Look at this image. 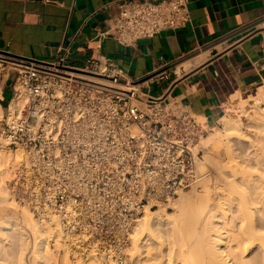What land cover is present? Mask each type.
<instances>
[{
	"label": "built area",
	"instance_id": "built-area-1",
	"mask_svg": "<svg viewBox=\"0 0 264 264\" xmlns=\"http://www.w3.org/2000/svg\"><path fill=\"white\" fill-rule=\"evenodd\" d=\"M190 20L188 0H130L102 35L131 45ZM70 53L66 44L51 61L10 60L16 87L0 119V150L15 158L8 191L50 227L49 250L133 264L134 225L205 177L199 146L212 128L175 97H139L118 65L77 66Z\"/></svg>",
	"mask_w": 264,
	"mask_h": 264
},
{
	"label": "crops",
	"instance_id": "crops-1",
	"mask_svg": "<svg viewBox=\"0 0 264 264\" xmlns=\"http://www.w3.org/2000/svg\"><path fill=\"white\" fill-rule=\"evenodd\" d=\"M125 1L0 0V51L51 61L69 44L74 65L108 60L121 68V84L135 83L139 97H175L209 127L264 91V0H188L185 27L131 45L102 35ZM13 57L0 52L3 112L16 86L2 63Z\"/></svg>",
	"mask_w": 264,
	"mask_h": 264
},
{
	"label": "bare ground",
	"instance_id": "bare-ground-1",
	"mask_svg": "<svg viewBox=\"0 0 264 264\" xmlns=\"http://www.w3.org/2000/svg\"><path fill=\"white\" fill-rule=\"evenodd\" d=\"M19 102L20 99H13L12 107ZM262 104L264 105V91H260L254 96L252 106L250 105L255 112L250 116L251 121L256 132L259 133L256 142L251 145L252 151L247 158V162L251 163V170L245 167L241 168V165L238 166L239 164H236V167L229 166V170H231L226 172L224 185L219 187V197H213L210 190L197 196L181 193V196L175 201L176 206H179V213L174 215L168 212L166 214V219L170 223L174 222L177 228H182L184 216L188 215L193 207L195 210L198 207L201 213V215L199 214L200 222L204 223L202 229L205 237L201 239L203 242L198 240L192 251H184L183 246L180 251L147 250L146 241L154 237L156 225L162 223V215L157 212L158 210L147 211L146 215L133 227L132 249L139 251L141 247L143 257H146V260L141 264H264V251H261L262 257L259 256L261 258L258 262L252 263L247 258L250 249L264 250V107ZM2 116L3 108L0 104V118ZM239 120L226 114L220 121L227 131H231L242 127ZM242 135L246 134L242 133ZM204 140L221 142V135L217 134ZM11 162H13L11 165L13 167L14 156L8 151L0 150V208L9 210V214L11 213L10 215L14 218V226L20 232H24L22 225L31 228L38 239L36 243L39 251H49L47 237L51 235L50 227L42 229L31 212L16 203L2 185L3 175L8 176V166ZM11 174L12 170L10 169ZM204 200L207 201L206 204L203 207L199 206V202L202 204ZM19 206L22 207L21 210H19ZM220 219L223 220L221 226L215 225L214 222H219ZM143 235L144 237L148 236L145 242H142ZM44 258L49 259V255L46 253Z\"/></svg>",
	"mask_w": 264,
	"mask_h": 264
},
{
	"label": "rangeland",
	"instance_id": "rangeland-1",
	"mask_svg": "<svg viewBox=\"0 0 264 264\" xmlns=\"http://www.w3.org/2000/svg\"><path fill=\"white\" fill-rule=\"evenodd\" d=\"M10 60L12 59H5V62L2 64L6 67L8 66L11 72H14L15 76V67L12 63H10ZM253 98L254 97H250V99L246 100L245 102L241 101L238 106H235L231 109V111L228 112L230 116L234 117L235 119H240L239 121L242 124L240 129L227 131L221 122L219 126L211 127L212 129L209 130L207 136L205 137L211 138L212 136L219 134L221 135V142L215 143L210 141V143L204 140L205 138L202 139L199 147L203 150V156L201 162L199 163V170L201 173L205 174V177L196 186L181 192L182 194L187 193L190 196L195 194V196H197L198 194L203 195L205 192L210 190L213 197H219V187L224 185V177L226 176L225 174L231 170H229V166L236 167V164H239L238 166L241 165V168L245 167L250 169L251 163L247 162V158L249 157V153L252 151L251 145L256 142V139L259 135V133L256 132L257 130H255V127L253 126L254 124L252 123L250 117L255 114L251 107ZM262 106L264 107L263 104ZM242 133L246 135L244 136ZM12 163L13 162H11L8 166V176L3 175L4 178L2 180V185L7 191V182L12 177V175H10ZM181 193H179V195L168 205L147 210L150 212L158 210L157 212H160L162 215V223L156 225L154 229V237L149 240H147L148 236L144 237L143 235L142 237V239L144 238L142 242L147 240V250L180 251V248L183 246L182 248H184V251H192L198 240L204 239L205 234L202 229L204 223L200 222L201 213L198 207L196 208V210L198 209L197 211L193 207L194 209H190L188 215L184 216L182 228H177V225H175L174 222L170 223L166 219V214L168 212L174 215L179 213V206H176L175 201H177V198L181 196ZM206 202V200H204L202 204L199 202V206L201 205L203 207ZM20 206L19 210L22 209ZM10 214L8 209L0 208V264H97V262L94 260H78L77 262H73L64 252L57 253L52 250L46 252L39 251V247L36 243L38 242L36 234H34L31 228L25 225H22L24 232H20V230L14 226V218ZM222 222L223 220L220 219L219 222H214V224L221 226ZM132 246L129 252L133 264H141L146 260V257H143V253L141 252L142 249L140 247L139 251H134ZM248 251H250V253L248 254L247 258L250 260V262L255 263L258 262V260L262 257L261 251L264 250L260 248H253ZM46 253L49 255V259L47 260L44 258Z\"/></svg>",
	"mask_w": 264,
	"mask_h": 264
},
{
	"label": "water",
	"instance_id": "water-1",
	"mask_svg": "<svg viewBox=\"0 0 264 264\" xmlns=\"http://www.w3.org/2000/svg\"><path fill=\"white\" fill-rule=\"evenodd\" d=\"M1 53H3V54H8L9 56H14V55H10L9 53H6V52H4V51H0ZM13 59H20V60H33V59H28V58H22V57H17V56H14L13 57ZM34 61H37V60H34ZM37 62H39V61H37Z\"/></svg>",
	"mask_w": 264,
	"mask_h": 264
}]
</instances>
